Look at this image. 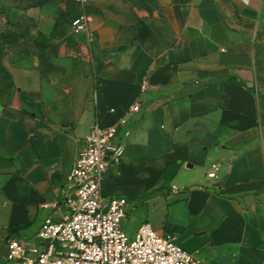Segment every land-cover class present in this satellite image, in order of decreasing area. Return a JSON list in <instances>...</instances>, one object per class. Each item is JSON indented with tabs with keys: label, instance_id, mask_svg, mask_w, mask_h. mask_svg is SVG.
<instances>
[{
	"label": "crops",
	"instance_id": "crops-1",
	"mask_svg": "<svg viewBox=\"0 0 264 264\" xmlns=\"http://www.w3.org/2000/svg\"><path fill=\"white\" fill-rule=\"evenodd\" d=\"M87 13L92 41L72 32L71 0L9 13L33 22L44 57L1 60L0 264L10 239L62 219L79 142L122 116L102 191L133 207L124 228L149 224L200 264H264V0H89Z\"/></svg>",
	"mask_w": 264,
	"mask_h": 264
},
{
	"label": "built area",
	"instance_id": "built-area-1",
	"mask_svg": "<svg viewBox=\"0 0 264 264\" xmlns=\"http://www.w3.org/2000/svg\"><path fill=\"white\" fill-rule=\"evenodd\" d=\"M80 9L70 27L73 33L86 32L89 40L91 17L89 0H73ZM249 0H243L248 4ZM141 91L146 89L142 84ZM137 104L129 112H137ZM115 113V110H110ZM124 116L110 126L95 121L89 134L79 142L76 159L61 198L65 208L60 221L47 219L32 243L17 239L7 242V264H200L197 255L182 249L170 235H158L149 224L139 227L135 235L123 230L129 202L106 197L102 184L107 172L118 167L124 149L118 142ZM217 171V167L213 166ZM215 178V172L208 174Z\"/></svg>",
	"mask_w": 264,
	"mask_h": 264
},
{
	"label": "trees",
	"instance_id": "trees-1",
	"mask_svg": "<svg viewBox=\"0 0 264 264\" xmlns=\"http://www.w3.org/2000/svg\"><path fill=\"white\" fill-rule=\"evenodd\" d=\"M17 4L19 9L25 10L32 7H43L52 4L55 0H11ZM74 2L73 0H71ZM75 3V2H74ZM79 14L75 15L76 18ZM71 20V21H72ZM71 23V22H70ZM10 28L7 31L0 32V75H4V71L1 67V60L5 51V48L11 53H31L34 50L37 51L39 58L44 57V50L34 47L33 51L31 45H33L29 38V29L33 26V22L26 17H22L16 24H11L8 21Z\"/></svg>",
	"mask_w": 264,
	"mask_h": 264
},
{
	"label": "rangeland",
	"instance_id": "rangeland-1",
	"mask_svg": "<svg viewBox=\"0 0 264 264\" xmlns=\"http://www.w3.org/2000/svg\"><path fill=\"white\" fill-rule=\"evenodd\" d=\"M15 6H17V4L11 0H0V32L7 31L10 28V26L8 24L9 13ZM9 53H11V52L9 50H7V48H5L3 56H5ZM0 57H1V55H0ZM0 77L2 78V75H0ZM2 83H6V82L3 81ZM132 208L133 207L130 206V208L128 210L127 217H126L127 220H128V216L133 214V211H131ZM133 227H134L133 226V220H131L130 223H128L127 227L124 228V226H123V230L125 231V233H127V235L133 236V235H135V233L139 229L138 228L137 230H133ZM131 231H135V232H133V234H131L132 233Z\"/></svg>",
	"mask_w": 264,
	"mask_h": 264
}]
</instances>
